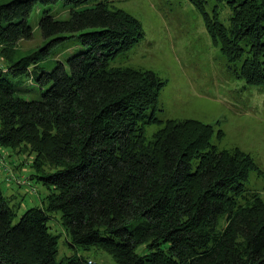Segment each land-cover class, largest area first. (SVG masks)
<instances>
[{"label":"trees","instance_id":"trees-1","mask_svg":"<svg viewBox=\"0 0 264 264\" xmlns=\"http://www.w3.org/2000/svg\"><path fill=\"white\" fill-rule=\"evenodd\" d=\"M60 1L69 16L45 9V43L20 53L19 42L34 37L35 5ZM190 1L237 76L264 85V0ZM210 1L229 8L228 21L208 11ZM72 36L81 49L52 69L41 65ZM143 36L115 0L0 2V167L9 169L3 148L22 154L16 165L32 172L26 179L27 165L12 169L20 181L6 172L7 184L48 189L42 205L16 219L23 196L0 188V264H97L78 253L57 259L59 236L48 225L57 210L72 247L100 248L117 264H264V200L248 197L255 158L215 144L224 131L214 124L157 116L166 80L115 64ZM21 76L41 98L21 94ZM155 122L166 126L146 136Z\"/></svg>","mask_w":264,"mask_h":264},{"label":"rangeland","instance_id":"rangeland-1","mask_svg":"<svg viewBox=\"0 0 264 264\" xmlns=\"http://www.w3.org/2000/svg\"><path fill=\"white\" fill-rule=\"evenodd\" d=\"M4 1L7 0H0ZM210 2L212 6L208 11L213 13V8H216L221 19L228 21L229 8L221 4L214 7L215 2ZM115 5L135 16L144 30V36L129 51L118 56L115 64L150 69L166 80L159 97L162 110L157 112L163 121L188 119L214 124L216 132L218 129L224 131L222 138L215 134V144L220 148L239 147L249 152L258 167L250 172L248 197L258 193L264 200V85H254L237 76L220 47L213 43L203 15L190 0H115ZM48 8L56 18L66 19L69 16L70 7L63 1L53 5H35L29 16L34 37L19 42L20 53H27L45 43L39 20ZM81 47V40L77 36L69 37L53 46L52 53L41 61V65L52 69L57 60L64 59ZM3 62L6 59L0 55V63ZM17 83L24 88L21 92L24 97L41 98L40 87L28 76L17 78ZM163 125L166 126L165 123ZM163 125L157 122L149 124L146 136H152ZM12 152L3 148L9 169L4 171L0 167V188L5 194L18 192V201L23 196L18 219L27 208L42 205L48 189L36 180L28 188L15 182L7 184L6 172L20 181L12 169L17 174L23 166L18 167V164L27 159L22 158V154ZM31 172L32 168L27 165L23 178L28 179L27 175ZM49 215V230L59 236L58 260L78 253L92 263L117 264L109 253L100 248L72 247L61 212L51 211Z\"/></svg>","mask_w":264,"mask_h":264},{"label":"built area","instance_id":"built-area-1","mask_svg":"<svg viewBox=\"0 0 264 264\" xmlns=\"http://www.w3.org/2000/svg\"><path fill=\"white\" fill-rule=\"evenodd\" d=\"M89 262H91V261H89Z\"/></svg>","mask_w":264,"mask_h":264}]
</instances>
